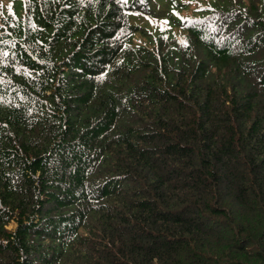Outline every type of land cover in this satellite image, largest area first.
Wrapping results in <instances>:
<instances>
[{
    "label": "trees",
    "instance_id": "trees-1",
    "mask_svg": "<svg viewBox=\"0 0 264 264\" xmlns=\"http://www.w3.org/2000/svg\"><path fill=\"white\" fill-rule=\"evenodd\" d=\"M193 1L0 4V264H264V0Z\"/></svg>",
    "mask_w": 264,
    "mask_h": 264
},
{
    "label": "rangeland",
    "instance_id": "rangeland-1",
    "mask_svg": "<svg viewBox=\"0 0 264 264\" xmlns=\"http://www.w3.org/2000/svg\"><path fill=\"white\" fill-rule=\"evenodd\" d=\"M181 1H183V3H185L186 1H188V4L187 5H188V8H190V9H192V8H194L196 6V2H194L193 0H181ZM0 4H2L3 7H7L8 8V6H9L10 3L8 2V0H0ZM188 8L187 9H185V8L184 9H178L177 12L181 13V15L188 14V13H190L189 10H188ZM165 10L166 11H170L172 13H177L174 10H172L169 5H166L165 6ZM151 15L150 14L149 15L148 14H145V15L139 14L138 21H141L142 23H145V24L151 25V26H155V25L160 26V25H162V24L165 23L164 21H162L163 19H161V16H163V14L159 13L157 16H155V14L152 12ZM147 28H149V27L147 26ZM13 226H14V223H11L9 225L10 228H12Z\"/></svg>",
    "mask_w": 264,
    "mask_h": 264
},
{
    "label": "bare ground",
    "instance_id": "bare-ground-1",
    "mask_svg": "<svg viewBox=\"0 0 264 264\" xmlns=\"http://www.w3.org/2000/svg\"><path fill=\"white\" fill-rule=\"evenodd\" d=\"M2 15V14H1Z\"/></svg>",
    "mask_w": 264,
    "mask_h": 264
}]
</instances>
